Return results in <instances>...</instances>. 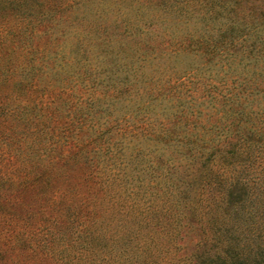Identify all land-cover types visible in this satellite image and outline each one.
Instances as JSON below:
<instances>
[{
  "label": "trees",
  "instance_id": "1",
  "mask_svg": "<svg viewBox=\"0 0 264 264\" xmlns=\"http://www.w3.org/2000/svg\"><path fill=\"white\" fill-rule=\"evenodd\" d=\"M0 264H264V0H0Z\"/></svg>",
  "mask_w": 264,
  "mask_h": 264
}]
</instances>
